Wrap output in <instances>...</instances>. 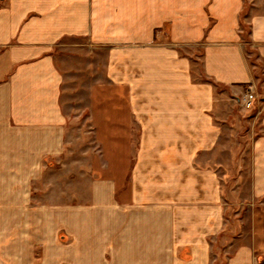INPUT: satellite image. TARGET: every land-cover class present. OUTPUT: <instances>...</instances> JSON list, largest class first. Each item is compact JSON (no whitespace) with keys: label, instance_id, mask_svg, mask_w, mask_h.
Masks as SVG:
<instances>
[{"label":"crops","instance_id":"obj_1","mask_svg":"<svg viewBox=\"0 0 264 264\" xmlns=\"http://www.w3.org/2000/svg\"><path fill=\"white\" fill-rule=\"evenodd\" d=\"M246 24L264 62V0H0V264H264V114L236 155L228 102L181 52L255 90ZM66 39L92 68L58 58ZM74 76L93 79L75 95L87 128L71 127ZM76 146L96 162L63 189ZM247 164V191L227 188Z\"/></svg>","mask_w":264,"mask_h":264},{"label":"rangeland","instance_id":"obj_2","mask_svg":"<svg viewBox=\"0 0 264 264\" xmlns=\"http://www.w3.org/2000/svg\"><path fill=\"white\" fill-rule=\"evenodd\" d=\"M248 33H249V28H248V25L246 24L244 37L249 42L246 45L247 57L249 58V61H251V64L255 65V73L257 75V80L259 82V87L256 88L255 90L248 89L245 92H241V91L239 92L238 90L236 91V90L231 89L232 87L230 86L220 84L216 82L215 80L207 77L203 73V69H202V60H201L202 49L200 45L198 44L196 45L197 48L195 51L193 50L194 48H192L189 45H183L181 47V52L183 54H190V53L196 54V57L194 58L199 63L198 65L199 79L201 78V79L209 81L210 83H213L215 85L214 89H215V93L217 94V96L219 98L226 99L225 102H228L229 106H227L226 109H224L225 112L221 113L218 117L220 121L223 122L224 125L227 124L229 126H233L236 128L235 129L236 132L231 131L230 134H228L229 136L228 141L231 140L232 145L236 146V150H235V152L237 153L236 155L246 156L247 158L249 157L251 142L263 132L262 126L260 123V118H258V115L264 114V73H263L264 62L257 55V52L250 41V37ZM78 48L79 47L75 46L74 40L66 39L65 44L58 48V51H57L58 58L60 60L61 58H64V59L67 58L69 61V65L71 67L77 66L78 60L79 61L82 60L81 65L83 67L92 68L93 63L89 64L88 60L84 59L85 54L79 53L80 51ZM102 53L104 55V52ZM90 74H92V72ZM74 77H75L76 83L70 84L74 88L72 92L73 91L76 92L74 95H72V93L70 95L71 100L73 99L71 101L73 104L71 103L69 107V111L71 112V117H70L71 127L73 126L76 127L77 125H79V127L86 126L87 128L88 124L91 123L90 118L88 117V110L84 109L85 102H82L81 106L78 107L77 105L78 101H75V95L77 94V88H78V92L79 91L83 92L84 90L85 92H90L92 88L93 79L92 78L90 79L91 84H86L85 86L83 85L81 86L79 85V83L81 82L80 81L78 82V80H76L78 79V77L76 76ZM69 80L71 81L72 78ZM249 91L254 92V94L256 95L255 96L256 99L252 102L251 105L246 104L244 102L245 94ZM75 135H76V140L80 141L79 142V145H80L82 143H88L91 139L90 136L92 135V133L79 132ZM227 142L225 143V145H228ZM238 142L242 143L244 148L242 149L238 148L237 150ZM74 148H75L74 151L76 154L75 158L81 159L82 162L79 165L78 163H76L75 169L71 168V170L61 171L60 174H64L63 179L66 180V183L64 180H59L58 183H61V184L65 183V186L63 189H65L68 186L70 187H72V185L74 186V184H76L79 179H81L79 181L86 180L84 182L88 183L90 173L88 172L87 169H89L91 166H94L96 162V156H94V153L92 152L93 150L91 148H88V146L87 148H84L80 151L78 150V146ZM77 151L79 152V154L77 153ZM249 167L250 166L248 164L242 165V166H238V165L228 166L229 172L231 173L230 176L233 178V180L231 179L230 181L226 182L227 188H230V187L232 188L233 184H240V185H243L244 187L243 188L244 190L242 191H247V188H248L247 185L249 184V169H250ZM220 171H227V170L222 169L221 167ZM67 173H69L68 177L66 176ZM240 181L242 182L238 183ZM55 198L58 201L61 200L60 195L56 196ZM255 204L258 205V203H255ZM244 215H245V211L243 210L240 216L245 218ZM36 251L38 253V250ZM38 263H40V260H38Z\"/></svg>","mask_w":264,"mask_h":264},{"label":"built area","instance_id":"obj_3","mask_svg":"<svg viewBox=\"0 0 264 264\" xmlns=\"http://www.w3.org/2000/svg\"><path fill=\"white\" fill-rule=\"evenodd\" d=\"M255 96H256V95L254 94V92H251V91L247 92V93L245 94L244 102H245L246 104L251 105L252 102L256 99Z\"/></svg>","mask_w":264,"mask_h":264}]
</instances>
